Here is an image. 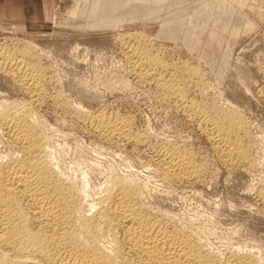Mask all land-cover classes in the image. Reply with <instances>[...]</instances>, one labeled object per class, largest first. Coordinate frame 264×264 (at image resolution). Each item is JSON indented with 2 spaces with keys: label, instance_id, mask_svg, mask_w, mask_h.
<instances>
[{
  "label": "rangeland",
  "instance_id": "rangeland-1",
  "mask_svg": "<svg viewBox=\"0 0 264 264\" xmlns=\"http://www.w3.org/2000/svg\"><path fill=\"white\" fill-rule=\"evenodd\" d=\"M8 1L12 18L0 15V48L44 71V93L31 104L30 94L0 71V105L29 103L49 129L53 162L87 201L105 198L111 174L130 177L144 188L149 212L200 228L211 258L225 260L238 248L264 264V0H42V18L30 25L16 18L22 10L13 2L21 0ZM135 47L167 67L162 78L177 79L185 99L215 118L221 111L241 120L255 170L226 168L155 80L137 81L126 57V48ZM77 106L90 116L124 117L145 143L119 150L76 116ZM169 144L182 145L206 167L202 182L170 184L154 172ZM12 154L0 134V158ZM118 232L108 240L123 251Z\"/></svg>",
  "mask_w": 264,
  "mask_h": 264
},
{
  "label": "bare ground",
  "instance_id": "bare-ground-1",
  "mask_svg": "<svg viewBox=\"0 0 264 264\" xmlns=\"http://www.w3.org/2000/svg\"><path fill=\"white\" fill-rule=\"evenodd\" d=\"M135 48H126V57L137 81L155 80L160 94L174 99L185 116L198 125L226 168L255 170L247 156L250 147L245 144L247 133L241 120L221 111L216 118L211 117L207 108L183 97L182 86L174 84L177 79L162 78L167 67ZM5 49L0 48V71L11 74L30 94L29 103L39 104L44 71ZM192 73L196 75V69ZM27 103L0 105V134L7 136L17 154L0 158V264H260L257 255L239 254L238 248L224 256L225 260L211 258L200 228L176 224L164 216L166 213L149 212L143 204L144 188L130 177L111 174L105 198L89 203L86 191L69 182L59 164L53 162L49 129ZM75 111L99 137L119 150L126 144L144 142L145 135L133 132L129 121L120 115L100 112L90 116L81 106ZM181 146L169 144L157 151L154 172L170 184L202 182L206 167ZM116 231L122 235L123 251L116 239L108 240Z\"/></svg>",
  "mask_w": 264,
  "mask_h": 264
},
{
  "label": "crops",
  "instance_id": "crops-1",
  "mask_svg": "<svg viewBox=\"0 0 264 264\" xmlns=\"http://www.w3.org/2000/svg\"><path fill=\"white\" fill-rule=\"evenodd\" d=\"M16 6H19L22 10V17L18 16L17 19L24 22V24H33L38 22L42 18V0H21V2H13ZM13 10L10 1L0 0V15H7V18H12L11 11Z\"/></svg>",
  "mask_w": 264,
  "mask_h": 264
}]
</instances>
